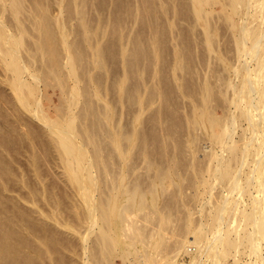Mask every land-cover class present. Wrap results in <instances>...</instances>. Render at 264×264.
<instances>
[{"label": "bare ground", "instance_id": "bare-ground-1", "mask_svg": "<svg viewBox=\"0 0 264 264\" xmlns=\"http://www.w3.org/2000/svg\"><path fill=\"white\" fill-rule=\"evenodd\" d=\"M25 1L0 0V264H67L65 253L74 255L75 252L73 244L63 243L62 227L72 230L74 235L81 234L82 264H109L116 258L122 264H241L246 257L250 259L248 263L245 260L246 264H264V0L228 1L234 12L248 11L244 23L238 26L234 18L228 16L232 28H237L235 47L239 63L243 61L234 68L240 85L230 83L227 87L232 94L225 99L227 104L236 107L237 116L228 114L225 119L213 116L206 107L213 91L205 82L199 88L203 106L192 119V125L197 128L194 131L203 132L210 141V177L224 183L227 194L213 205L209 220L195 222L188 214L184 225L177 230L173 225L172 203L163 207L158 203L162 197L158 187L163 186L165 179L177 176L175 158L172 157L171 166L160 169L162 173L156 177L148 175L146 185H141L143 181L140 184L138 177L126 182L129 169L136 170V166H129L127 161L133 151L141 147L136 143L146 141V136L135 129L130 133L125 129L116 133L105 130L108 133H102L103 140L89 130V117L95 114L89 108L82 116L88 128L77 127V117L71 109L84 95L79 88L81 56L74 44L67 41L60 16L51 19L48 15L47 3L29 0L31 7L26 6L29 9ZM214 3L215 0H193L195 16L206 19L207 9ZM26 14L36 18L30 25L39 34L33 48L27 41L30 33L27 22L31 19L26 18ZM248 17L253 20L249 21ZM247 18L250 24L246 23ZM257 19L261 22L254 25L252 21ZM84 28L87 30L86 25ZM205 32L210 35L211 29L207 27ZM208 37L210 46L211 35ZM61 49L65 53L63 63L59 61L61 52L58 56ZM95 53L100 66L104 60L101 45ZM35 60L47 64L49 79L62 88L65 78L61 77L59 64L67 70L66 78L71 83V96L68 93L66 98L69 112L57 119H49L43 112L42 83L43 78L46 79L34 67ZM127 62L126 70L130 71L132 63ZM134 99L132 97L131 101ZM29 114L50 128L51 144L57 152V158L52 155L54 164L60 163L71 189L81 196V205L74 203L82 206L78 215L80 227L74 220L77 216L63 214L57 187L44 182L43 129H27ZM239 120L248 124L247 129H238ZM216 123L222 128L219 134L213 129ZM14 124H18V129ZM196 140L197 135L189 146ZM146 148L139 150L146 151ZM144 161L149 173L150 157L146 156ZM198 179L207 186L203 189L209 191L214 187L213 181ZM245 194H249L250 202L239 209L240 198ZM81 226L84 232L79 230ZM168 229H174L169 240ZM92 235L94 241L90 242ZM183 256H189L190 260H181Z\"/></svg>", "mask_w": 264, "mask_h": 264}, {"label": "rangeland", "instance_id": "rangeland-1", "mask_svg": "<svg viewBox=\"0 0 264 264\" xmlns=\"http://www.w3.org/2000/svg\"><path fill=\"white\" fill-rule=\"evenodd\" d=\"M40 1L47 3L45 5H48L46 7L50 9V11L48 9V15L52 16L51 19L60 16L63 30L67 34V41L74 44L75 51L78 50L76 52L81 56L80 60L82 62H79L78 72L82 80L79 88L81 92L83 89L84 95L79 97L78 102L71 109V113L77 117V127L83 130L90 126L89 130L91 129L90 131L97 134L98 137H103V140L105 135L103 136L102 133H106L105 130L113 133L120 132L121 129H125L126 133H130L129 131H132V129L140 130L138 131L140 133L143 132L146 136L144 142H146L147 148L143 141L138 142L139 144L144 143L142 145L136 144L142 148L144 146L147 150L142 149L141 151L139 150L141 147L139 149L137 147L133 151V155L129 157L127 164L129 166L135 165L136 170L131 172L129 169L126 182L138 177L139 183L141 184L143 181L141 185H146V181L150 176L156 177L161 170L170 167L172 157H174L177 164V176L173 175V178L165 179L161 187H165L166 190L158 187L162 196L158 202L159 206L163 207L166 203H172V209L174 210H172L174 214L173 225L176 230L184 225L188 214L192 215L195 222L209 220L212 207L221 201V197L225 196L223 194L227 193L224 189V183H219L218 180H213L210 177L211 172H208L212 163L210 162L212 157L208 155L210 154V141L203 135V132L199 131L197 134V131H194L197 128L192 125V119L195 115H198L203 106L201 102L202 94L199 95V88L205 82L210 84L213 91L209 103L206 105L213 116L215 115L221 119H225L228 114L237 116L235 113L238 112L235 109L236 107L227 104L225 99L232 94L231 89L227 87L230 83L237 87L240 85V78L235 75L234 68L241 65L243 61L241 60L239 63L235 47L237 28H232L228 16L231 15L238 26L244 23L248 11L242 9L240 12H234L229 5V0H215L213 7L207 9L209 11L207 18L199 19L193 11V0ZM25 2V7L31 5L29 0ZM57 2L60 3L59 6ZM30 7L26 8L30 9ZM60 9L62 10L61 15ZM25 17L32 20L27 22V26L30 28L27 41L30 42L29 44L33 48V42L39 39L38 32L31 27L35 17L28 14ZM248 18L246 23L250 24L248 20L251 21L252 18ZM252 22L256 25L261 20L257 19L256 22ZM85 25L87 30L84 28ZM207 27L211 29L210 46L207 44L210 35H206L205 32ZM76 45H79V47H76ZM99 45L103 48L104 56V60L101 61L103 64L101 63L100 66V63H98L100 61L95 53ZM135 45L138 48L137 46L132 47ZM62 54L65 55L61 49L58 56L59 59L61 58L59 61L63 63L65 57ZM126 62L128 64L132 63L130 71L135 72L131 73L126 70L128 69L126 68ZM43 64L40 60L34 61V67L46 79L43 78L42 83L43 112L49 119L53 120L69 112L66 98H68V93L70 95L69 85L71 83L66 78L67 70L60 67L59 62V71L62 70V72L60 71L61 77L65 78V81L63 80L65 82L64 88L49 79L51 76L47 72V64ZM136 90L138 91L136 92ZM132 97L133 99L134 97L137 98L133 101L135 103L131 101ZM88 108L95 111H93L95 113L94 117L92 118L93 115L90 116L89 121L96 123L99 120L100 122L92 123V125L88 121L89 125L87 127L82 116ZM95 117L98 119L93 120ZM14 126L17 128L18 124H14ZM247 126L248 124L241 120L238 129H247ZM27 129H43L44 159L42 173L44 182L47 186L55 185L57 187L56 190L60 198V204L62 202L63 214L72 218L77 216L78 218L74 220L78 221L75 223L77 227H80L78 226L80 221L78 215L82 211V208H80L82 206L79 207L78 204L81 205V196L71 189L70 184L67 182L65 170L59 165L60 163L56 164L59 165V168L54 164L56 163L54 160L55 157L57 158V152H55L54 145L51 144L50 128L39 122L32 114H29L27 116ZM213 129L215 133L219 134L222 128L216 123ZM170 130L173 131L170 132ZM44 133L46 134L44 135ZM196 135L198 140L195 141L193 146H189ZM240 137L238 135L237 139L239 140ZM240 142L238 143L239 147L242 146L243 141L241 144ZM175 143H180L177 144L180 147ZM176 149H179V151H176ZM146 156L150 157L152 164L149 173L145 167L144 159ZM116 157L119 156L116 155ZM246 171H249V167ZM171 172L168 173L171 174ZM198 178L213 181L212 184L214 185L212 186L214 187L209 191L205 190L207 186L204 187L201 184L202 179ZM161 190L165 191L166 194L162 195ZM201 190H203L202 193ZM95 192L97 191L94 190ZM94 195L97 196V193ZM240 199L242 201L239 200L241 202H239L238 208L243 209L248 205L247 202H250V196L245 194ZM74 203L78 204L75 206ZM241 217L243 218V216ZM79 230L84 232L85 229H82L81 226ZM71 231L62 227L64 236L61 233V237L66 242L63 243L68 246L73 244L71 246H73L75 252L74 255L66 252L64 256L67 262L66 259L65 262L67 264H82L81 256L83 257L84 250L81 248V234L77 232L74 235ZM172 231L170 229L166 231L167 239L171 238ZM70 234L73 235L71 238ZM70 240L73 242L70 243ZM92 240L94 241V235L90 236V242ZM181 260L189 261L190 257L183 256ZM243 260L241 264L248 263L247 260L250 259L246 257ZM109 264L122 263L119 258H116L114 263L109 262Z\"/></svg>", "mask_w": 264, "mask_h": 264}]
</instances>
